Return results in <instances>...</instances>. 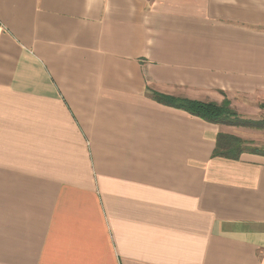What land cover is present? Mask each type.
Segmentation results:
<instances>
[{"label": "crops", "instance_id": "crops-1", "mask_svg": "<svg viewBox=\"0 0 264 264\" xmlns=\"http://www.w3.org/2000/svg\"><path fill=\"white\" fill-rule=\"evenodd\" d=\"M155 95L264 106V0H0V264H264V157Z\"/></svg>", "mask_w": 264, "mask_h": 264}, {"label": "trees", "instance_id": "trees-1", "mask_svg": "<svg viewBox=\"0 0 264 264\" xmlns=\"http://www.w3.org/2000/svg\"><path fill=\"white\" fill-rule=\"evenodd\" d=\"M155 97L164 105L183 110L210 124L264 131V117L259 119L244 118L231 107L229 100L216 103L174 98L165 95H155ZM245 153L264 157V146H255L253 142L237 135L221 132L217 135L212 158L238 161Z\"/></svg>", "mask_w": 264, "mask_h": 264}, {"label": "rangeland", "instance_id": "rangeland-1", "mask_svg": "<svg viewBox=\"0 0 264 264\" xmlns=\"http://www.w3.org/2000/svg\"><path fill=\"white\" fill-rule=\"evenodd\" d=\"M261 105L262 104L260 103H247L244 105L243 110L239 109L240 114L244 116V118L246 117L250 119H259L261 117H264V106ZM258 106H260L261 109L258 108ZM235 131L237 132L238 136H241L247 141L253 142L255 146H264V131L251 130L246 128L235 129Z\"/></svg>", "mask_w": 264, "mask_h": 264}]
</instances>
